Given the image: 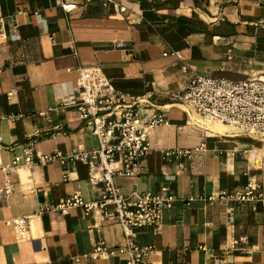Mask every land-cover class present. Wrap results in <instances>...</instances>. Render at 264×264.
Instances as JSON below:
<instances>
[{
  "label": "crops",
  "instance_id": "obj_1",
  "mask_svg": "<svg viewBox=\"0 0 264 264\" xmlns=\"http://www.w3.org/2000/svg\"><path fill=\"white\" fill-rule=\"evenodd\" d=\"M68 3L75 7L65 10ZM121 3L124 14L104 9L102 0H0V188L1 167L26 146L34 160L10 169L12 191L0 194V264H125L116 251L119 225L99 213L46 210L31 219L23 241L7 223L76 192L87 201L97 197L91 178L99 170L73 156L79 145L96 147L73 106L75 75L66 68L74 66H97L131 94L153 92L166 110V124L149 132L152 151L141 172L113 176L124 194L164 185L176 196L159 224L132 230L136 243L153 246L146 264H264V206L244 204L228 214L218 200H205L249 178L264 191V143L229 127L222 133L197 126L169 98L196 74L241 80L264 73V0H231L219 10L213 0ZM217 12L224 20L212 22ZM41 154L62 158L41 163ZM240 236L243 251L220 263L210 255Z\"/></svg>",
  "mask_w": 264,
  "mask_h": 264
},
{
  "label": "built area",
  "instance_id": "obj_2",
  "mask_svg": "<svg viewBox=\"0 0 264 264\" xmlns=\"http://www.w3.org/2000/svg\"><path fill=\"white\" fill-rule=\"evenodd\" d=\"M230 1L213 0L218 10L222 4ZM62 6L70 10L75 4ZM102 6L104 9L112 8L115 13L127 12L121 0H102ZM222 20L224 18L220 12L212 14V22ZM187 67L185 64L182 68ZM66 70L75 75L73 92L78 100L73 102V106L78 118L85 121V126L96 139V147L87 150L79 145L73 156L87 163L92 171L99 170L100 174L91 178L97 197L87 201L76 192L62 198L54 206H41L34 213L12 218L7 223L11 225L16 238L23 241L29 238L30 221L34 216H40L46 210L65 212L80 207L84 215L91 216L96 212L116 221L123 233V243L117 246L116 251L126 256L125 264H146L153 246L136 243L132 230L159 224L163 210L172 206L176 196L168 194V188L164 185L154 193L132 190L124 194L114 184L113 176H133L141 172V161L152 151L149 132L159 124H166V110L158 108L153 92L131 94L115 88L97 66H74ZM15 94V88L6 92L8 100ZM169 98L179 103L188 115L195 114L199 119H194L192 123L197 126L202 125L201 119L224 123L237 133L264 143V73L241 80L196 74L181 92L173 93ZM37 157L41 163L62 158L59 154H41ZM32 164L33 153L29 145L23 149L22 155L15 156L10 164L1 167L6 172L0 188L3 197L12 191L8 171L20 165ZM193 199L190 197L188 201ZM205 200H218L228 214L244 204L254 211L258 203L264 206V191L259 181L249 178L246 184L220 190ZM245 243L246 236L233 238L228 244L220 245L217 253L211 251L210 255L220 263L233 251L246 249ZM100 251L101 248L97 247L96 252Z\"/></svg>",
  "mask_w": 264,
  "mask_h": 264
},
{
  "label": "bare ground",
  "instance_id": "obj_3",
  "mask_svg": "<svg viewBox=\"0 0 264 264\" xmlns=\"http://www.w3.org/2000/svg\"><path fill=\"white\" fill-rule=\"evenodd\" d=\"M190 115H191V119H193V120H194V119H199V118H197V117H194V115H193L192 113H191ZM193 120H192V121H193ZM201 122H202V125H205V124H207V123H211V124H221V125H223V126H225V127H227V128H228V127L231 128L232 130L234 129L233 127H231V126H229V125H227V124H224V123L210 122V121H205V120H202V119H201ZM206 122H207V123H206ZM227 128H226V129H227ZM229 128H228V129H229ZM211 129L214 130L215 128L211 127ZM215 131H219V132H222V133L225 132V131H220V130H216V129H215Z\"/></svg>",
  "mask_w": 264,
  "mask_h": 264
},
{
  "label": "rangeland",
  "instance_id": "obj_4",
  "mask_svg": "<svg viewBox=\"0 0 264 264\" xmlns=\"http://www.w3.org/2000/svg\"><path fill=\"white\" fill-rule=\"evenodd\" d=\"M193 115H194V117H197L195 114H193ZM197 118H198V117H197ZM206 123H207V122H206ZM206 126L209 127V128L213 127V128H215L216 130H220V131H225L226 128H227V127H225V126H223V125H221V124H211V123H207ZM215 129H214V130H215Z\"/></svg>",
  "mask_w": 264,
  "mask_h": 264
}]
</instances>
